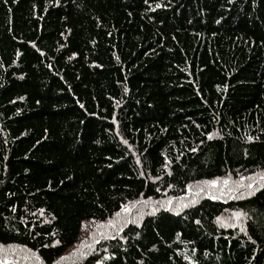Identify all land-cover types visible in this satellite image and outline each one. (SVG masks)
Returning a JSON list of instances; mask_svg holds the SVG:
<instances>
[{"label":"trees","instance_id":"trees-1","mask_svg":"<svg viewBox=\"0 0 264 264\" xmlns=\"http://www.w3.org/2000/svg\"><path fill=\"white\" fill-rule=\"evenodd\" d=\"M262 177L264 0H0V264H264Z\"/></svg>","mask_w":264,"mask_h":264},{"label":"snow or ice","instance_id":"snow-or-ice-1","mask_svg":"<svg viewBox=\"0 0 264 264\" xmlns=\"http://www.w3.org/2000/svg\"><path fill=\"white\" fill-rule=\"evenodd\" d=\"M146 2H147V0H146ZM156 7H160V5L157 4ZM208 138H209V139L212 138L211 134L208 135ZM250 139H251V138H250ZM192 151H195V149H192ZM262 179H264V177H262ZM206 183H210L211 185L216 186L217 181H216V180H212V181H209V182H206ZM224 183L227 184V181H225ZM241 187H247L248 189H251L253 186H252V184H248V185H246V186L241 185ZM252 194L254 195V192H253ZM168 203H169V205H170V204H171V201H168ZM183 207H186V205H184ZM123 210H124L125 212L130 211V209L127 208V207H125ZM41 211H43V210H41ZM137 214L140 215V216L143 215V213L140 212L139 210H137ZM118 215H119V213H118ZM235 216H236V217H239V216H241V213H239V212H238V213H235ZM197 223H199V221H197ZM137 226H139V225H137ZM56 243H59V241H56ZM46 246H47V245H46ZM106 258H107V257H106ZM4 264H7V262L5 261ZM96 264H100V261H97Z\"/></svg>","mask_w":264,"mask_h":264},{"label":"rangeland","instance_id":"rangeland-1","mask_svg":"<svg viewBox=\"0 0 264 264\" xmlns=\"http://www.w3.org/2000/svg\"><path fill=\"white\" fill-rule=\"evenodd\" d=\"M93 222L86 223L82 228V234L80 239L83 238V242H87L90 239L91 234L93 233L92 228L95 226Z\"/></svg>","mask_w":264,"mask_h":264}]
</instances>
